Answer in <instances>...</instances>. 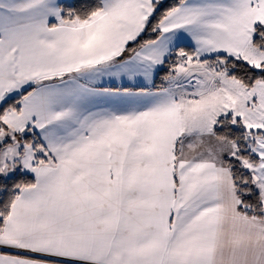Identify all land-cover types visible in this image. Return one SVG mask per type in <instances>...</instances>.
Instances as JSON below:
<instances>
[{
	"label": "snow or ice",
	"instance_id": "6c2138e0",
	"mask_svg": "<svg viewBox=\"0 0 264 264\" xmlns=\"http://www.w3.org/2000/svg\"><path fill=\"white\" fill-rule=\"evenodd\" d=\"M0 264H264V0H0Z\"/></svg>",
	"mask_w": 264,
	"mask_h": 264
}]
</instances>
